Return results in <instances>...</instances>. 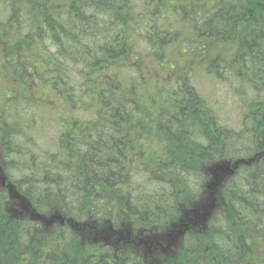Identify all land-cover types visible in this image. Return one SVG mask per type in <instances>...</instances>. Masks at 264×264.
Masks as SVG:
<instances>
[{
	"label": "trees",
	"instance_id": "obj_1",
	"mask_svg": "<svg viewBox=\"0 0 264 264\" xmlns=\"http://www.w3.org/2000/svg\"><path fill=\"white\" fill-rule=\"evenodd\" d=\"M0 84V264H264V0H0Z\"/></svg>",
	"mask_w": 264,
	"mask_h": 264
},
{
	"label": "rangeland",
	"instance_id": "obj_2",
	"mask_svg": "<svg viewBox=\"0 0 264 264\" xmlns=\"http://www.w3.org/2000/svg\"><path fill=\"white\" fill-rule=\"evenodd\" d=\"M194 83L195 85L197 86V81H196V78H194ZM199 85L200 87H198L199 91L201 93H203V95L205 97H209L211 96L212 94H214V96L216 97V100L219 99L220 100V104H219V107L221 109V112L223 114H226V115H230V117L224 121V123H227L231 126H236V121H234L236 119V108H237V105H236V102H238V98L235 97L232 93L231 94V97H233L234 99L237 98V100L232 101L231 103H229L227 101V92H228V88L225 86H220L219 89L216 90V92H212L210 94V87H208V84H207V81H199ZM240 90V88H239ZM3 91L2 89V86L0 84V93ZM0 100H2V98H0ZM56 136L55 134V130L52 131L51 127H47V130H45V136H42V138H39L37 140V144L42 148V149H45L47 148L48 146H50L51 144V140L54 139V137ZM50 144V145H49ZM216 181L213 179L211 182H210V185L209 187H213V184L212 183H215ZM177 238L176 235H174L173 237H171L172 240H175Z\"/></svg>",
	"mask_w": 264,
	"mask_h": 264
},
{
	"label": "flooded vegetation",
	"instance_id": "obj_3",
	"mask_svg": "<svg viewBox=\"0 0 264 264\" xmlns=\"http://www.w3.org/2000/svg\"><path fill=\"white\" fill-rule=\"evenodd\" d=\"M1 187H2V189H6V190H8L9 191V189H8V184L7 183H1ZM10 191H12V187L10 186ZM15 200H16V198H15ZM13 206H15L16 208H19V209H23V204H22V198H17V202L15 201V203L13 204ZM29 216H31V213H29L28 211H27V213H26V217H29ZM30 218V217H29ZM57 218H59V216H54V218H53V220L52 221H49V220H44L43 218L41 219V221H43V222H46V223H48V224H51V223H53L54 221H55V219H57ZM43 224V223H42ZM56 224H58V225H62L63 227H65V228H70L68 225H69V220H68V218L66 217V216H64L63 217V219L61 220V223L60 222H55L54 224H52V225H45V224H43L44 225V227H51V226H54V225H56Z\"/></svg>",
	"mask_w": 264,
	"mask_h": 264
},
{
	"label": "water",
	"instance_id": "obj_4",
	"mask_svg": "<svg viewBox=\"0 0 264 264\" xmlns=\"http://www.w3.org/2000/svg\"><path fill=\"white\" fill-rule=\"evenodd\" d=\"M236 168V165L233 166V163L231 161H224L220 164H217L215 167H214V172H213V175H214V178L215 180L219 179L221 176H226V175H230L232 173H234L235 169ZM218 185V183L216 184V186ZM212 195H214V191L212 193ZM214 202V200H213ZM209 208H213V205L210 204L209 205ZM209 213H207L206 215H208ZM204 219H205V216H204Z\"/></svg>",
	"mask_w": 264,
	"mask_h": 264
}]
</instances>
